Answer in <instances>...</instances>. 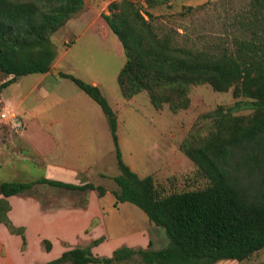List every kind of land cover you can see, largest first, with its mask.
<instances>
[{
  "label": "trees",
  "instance_id": "obj_1",
  "mask_svg": "<svg viewBox=\"0 0 264 264\" xmlns=\"http://www.w3.org/2000/svg\"><path fill=\"white\" fill-rule=\"evenodd\" d=\"M243 1L239 10L229 16L225 38L215 47H192L173 46L131 0H110L108 13L102 12L101 16L125 54L117 75L125 98L145 90L155 107L168 103L177 110L187 106L191 85L207 83L216 91L233 87V95L239 99L225 111H214L217 129L188 153L209 184L161 196L151 175L140 177L123 161L117 118L99 88L72 74L60 73L92 98L107 118L120 171L112 177L118 187L112 191L114 204L136 205L150 222L164 228L168 244L159 249L121 246L111 256H97L91 251V245L98 242L95 240L41 264H115L133 255H139L144 264H214L243 260L264 247V0ZM83 3L84 0H0V71L11 75L0 88L19 75L50 70L54 49L49 36ZM145 14L152 17L149 11ZM240 109L250 112L232 113ZM38 183L71 190L94 189L99 196L106 192L103 186L90 182L77 185L45 177L0 182V223L10 233L20 235L23 244L24 229L7 216L5 198L28 192ZM44 241L49 249V241Z\"/></svg>",
  "mask_w": 264,
  "mask_h": 264
},
{
  "label": "rangeland",
  "instance_id": "obj_2",
  "mask_svg": "<svg viewBox=\"0 0 264 264\" xmlns=\"http://www.w3.org/2000/svg\"><path fill=\"white\" fill-rule=\"evenodd\" d=\"M115 1L119 3L121 0ZM131 1L160 35H167L173 46L192 47H203L205 44L215 47L228 33L229 16L238 11L244 2L243 0ZM109 2L110 0H84L83 7L49 36L54 49L49 75L69 73L87 83L96 82L94 85L99 88L116 115L117 135L123 161L140 177L151 175L159 195L207 186L208 179L188 153H192L210 133L217 129L219 122L214 111L221 109L225 111L239 98L234 97L233 87L226 91H216L207 83L191 85L187 106L177 110L170 108L168 103H164L159 108L155 107L145 90L125 98L117 83L118 72L126 59L125 54L119 39L101 16L102 12L108 13ZM189 7L193 8L189 9ZM147 11L152 14L151 18L145 14ZM10 77L11 75L0 71V84ZM18 78L20 76L16 77ZM40 78L41 73L22 76L19 79L21 88L18 92L21 95L28 92ZM43 81L45 88L54 85L52 98L68 97V105L62 107L65 114L71 116L75 112L76 118L82 121L80 107L83 114L85 97L98 109L99 114L92 122L95 129L82 131V157L77 162L80 166H84L83 171L73 172V178L70 180L77 185L90 182L95 186H103L109 191L103 199L107 204L113 199L111 192L118 190L112 177L118 175L120 171L116 164L105 114L70 79L58 76ZM1 90L2 88L0 92ZM34 95L36 93H32L29 98L32 99ZM172 95L174 97L176 93L173 92ZM24 104L28 107V104ZM8 107L12 108L0 99V111ZM249 112L248 109H240L233 110L232 113L247 115ZM100 115L102 116L97 121ZM72 117L74 118L73 115ZM9 125L10 122L0 119V140L21 141L20 139H23L22 132H19L21 128H13ZM11 150L14 151L12 148ZM17 151L18 156L13 160L25 163L24 170L28 167L27 163L30 164L28 159L30 157L35 159L36 156L30 154L25 146ZM38 160L42 167L36 164L29 167L30 173L36 178L44 176L47 167L46 158L39 155ZM90 160H96L95 164H88ZM0 176L3 181H14L19 177L22 178L21 181L32 179L24 174L13 176L7 168L0 170ZM88 193L89 190H71L36 184L30 191L22 194L24 198H37L42 203V208L46 209L62 201L71 204L85 203ZM10 199L15 201V197ZM5 201H7L6 214L10 219V203L9 200ZM126 205H128L127 210L122 212L125 221L118 217L117 220H120L118 224L122 221L125 227H145L148 223L146 214L134 204L127 202ZM147 231L153 242L149 248L159 249L167 246L168 238L163 227L150 222ZM46 245L43 240L39 251L42 256L40 261L46 258H43L45 250H48ZM115 264H144V262L139 255H133ZM214 264H264V247L243 260H221Z\"/></svg>",
  "mask_w": 264,
  "mask_h": 264
},
{
  "label": "crops",
  "instance_id": "obj_3",
  "mask_svg": "<svg viewBox=\"0 0 264 264\" xmlns=\"http://www.w3.org/2000/svg\"><path fill=\"white\" fill-rule=\"evenodd\" d=\"M58 76L60 75H49V71L41 73L36 85L22 95L18 92L21 88L19 79L22 76L2 87L0 99L12 106L8 108L15 113L19 121L18 127L12 123L9 126L21 128L19 132H22L23 139L0 140V170L7 168L16 177L24 174L31 177V181L45 177L67 183H72L70 179L73 178V172L83 171L84 166L77 162L82 157V131L95 129L92 122L99 111L85 97L87 103H83V114L80 107L82 121L76 118L75 112L72 114L74 118L65 114L62 107L68 105V97L52 98L54 85L51 88L43 87L44 79ZM91 84L96 82L91 81ZM32 93L36 95L30 99ZM24 103L28 104V107ZM89 106L92 108H86ZM101 116H98L97 121ZM23 146L29 149L30 154L36 156L35 159H28L30 164L27 163L28 167L24 170L25 163L13 160L18 156L17 149ZM39 155L46 158L47 167L44 176L36 178L30 173L29 167L33 164L42 167L39 165ZM95 162L96 160H90L88 164L93 165ZM1 179L0 182L3 181ZM20 179L22 180L19 177L14 181H21ZM107 194L109 191L99 197L96 190L92 189L89 190L85 203L71 204L62 201L46 209L42 208V203L35 197L24 198V194L6 197L10 203V219L16 226L24 227L25 244L20 235L10 233L8 228L0 223V264H41L57 258L65 250L88 246L95 240L98 242L91 245V251L97 256H111L112 252L121 246L149 248V243H153L147 231L150 221L148 220L145 227L137 228L125 227L122 221L118 224L120 220L125 221L122 212L127 210V202L114 204L115 197L112 194L113 199L105 204L103 199ZM0 197L3 198L1 194ZM13 197L15 201L10 199ZM118 217L122 219L117 220ZM43 240L49 241L50 248L45 250L43 258H46L40 261L42 256L39 251Z\"/></svg>",
  "mask_w": 264,
  "mask_h": 264
},
{
  "label": "built area",
  "instance_id": "obj_4",
  "mask_svg": "<svg viewBox=\"0 0 264 264\" xmlns=\"http://www.w3.org/2000/svg\"><path fill=\"white\" fill-rule=\"evenodd\" d=\"M0 119L5 122H10L16 127L19 126V121H17V116L9 108H3V110L0 111Z\"/></svg>",
  "mask_w": 264,
  "mask_h": 264
},
{
  "label": "water",
  "instance_id": "obj_5",
  "mask_svg": "<svg viewBox=\"0 0 264 264\" xmlns=\"http://www.w3.org/2000/svg\"><path fill=\"white\" fill-rule=\"evenodd\" d=\"M20 76V75H19ZM19 76H17V77H19Z\"/></svg>",
  "mask_w": 264,
  "mask_h": 264
}]
</instances>
